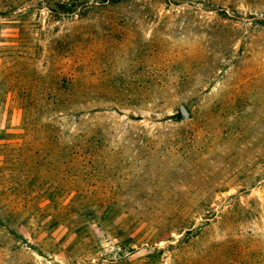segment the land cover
<instances>
[{"label": "rangeland", "instance_id": "rangeland-1", "mask_svg": "<svg viewBox=\"0 0 264 264\" xmlns=\"http://www.w3.org/2000/svg\"><path fill=\"white\" fill-rule=\"evenodd\" d=\"M0 264H264V0H0Z\"/></svg>", "mask_w": 264, "mask_h": 264}, {"label": "water", "instance_id": "water-1", "mask_svg": "<svg viewBox=\"0 0 264 264\" xmlns=\"http://www.w3.org/2000/svg\"><path fill=\"white\" fill-rule=\"evenodd\" d=\"M180 113L182 114L184 119H189L191 116L189 110L184 105L180 106Z\"/></svg>", "mask_w": 264, "mask_h": 264}]
</instances>
